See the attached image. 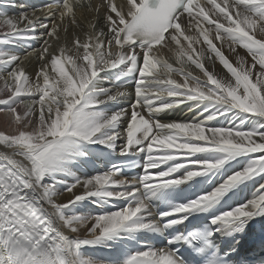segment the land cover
<instances>
[{
  "label": "snow or ice",
  "instance_id": "1",
  "mask_svg": "<svg viewBox=\"0 0 264 264\" xmlns=\"http://www.w3.org/2000/svg\"><path fill=\"white\" fill-rule=\"evenodd\" d=\"M0 113V264H264V0H0Z\"/></svg>",
  "mask_w": 264,
  "mask_h": 264
},
{
  "label": "bare ground",
  "instance_id": "2",
  "mask_svg": "<svg viewBox=\"0 0 264 264\" xmlns=\"http://www.w3.org/2000/svg\"><path fill=\"white\" fill-rule=\"evenodd\" d=\"M173 118H181V117L180 116H177V117H173ZM2 123H3V114L0 113V126H2Z\"/></svg>",
  "mask_w": 264,
  "mask_h": 264
}]
</instances>
